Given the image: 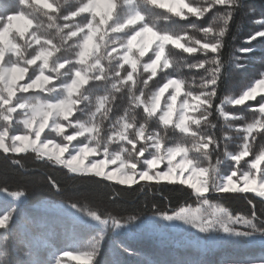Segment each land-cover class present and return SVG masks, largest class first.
Masks as SVG:
<instances>
[{
	"label": "snow or ice",
	"instance_id": "obj_1",
	"mask_svg": "<svg viewBox=\"0 0 264 264\" xmlns=\"http://www.w3.org/2000/svg\"><path fill=\"white\" fill-rule=\"evenodd\" d=\"M243 7L242 0H76L61 13L56 0H14L13 8L0 12V152L30 149L78 177L129 187L142 181L179 184L205 205L210 193H254L264 212V70L215 103L228 69L247 71L241 60L253 51L241 48L242 56L223 58L230 22ZM157 20L180 28L161 27ZM254 22L259 27L245 40L249 45L264 40V19ZM177 57L191 80L177 72ZM225 105L240 106L236 112L243 108L251 120L230 114ZM213 117L222 118L232 134L218 136ZM238 121L242 127L234 126ZM19 126L22 134H16ZM49 183L61 190L54 177ZM8 197L0 199L4 231L11 230L26 194ZM71 208L74 217H85L82 227L88 229L123 232L146 224L137 216L122 223L81 212L75 203ZM154 215L191 224L207 234L201 240L223 233L264 248V219L254 204L250 217L223 208L210 218L159 209ZM103 240L101 235L79 255H64L80 264H104ZM51 262L63 259L53 251ZM243 264H264V256Z\"/></svg>",
	"mask_w": 264,
	"mask_h": 264
},
{
	"label": "trees",
	"instance_id": "obj_2",
	"mask_svg": "<svg viewBox=\"0 0 264 264\" xmlns=\"http://www.w3.org/2000/svg\"><path fill=\"white\" fill-rule=\"evenodd\" d=\"M49 1L52 2V0ZM242 2L244 7L235 13L234 19L230 22V31L225 38L226 47L223 49V58L225 61H229L231 57L242 56L237 51L241 48H253V51L241 60L242 63L247 65V71L237 74L231 68L228 69L231 74L221 84L219 98L215 101L216 104H219L225 96L231 95L238 89L240 84L250 80L258 71L264 70V40L253 41L251 45L245 43L249 34L255 32L259 27L254 21L264 19V0H242ZM56 3L59 4L61 13H64L75 5L76 0H56ZM13 7L14 0H0V12ZM41 19L46 18L41 16ZM157 23L159 26L169 29L179 30L180 28L179 25L168 21L157 20ZM192 35L199 36L201 33L193 31ZM177 59V72L182 77L191 80L193 77L189 70L183 66L184 61L179 57ZM249 103L255 104V101ZM237 107L240 106L225 105L230 114L236 112ZM236 114L248 120L252 118V113L243 111V108ZM212 119L215 120V117ZM215 122L217 123L215 131L218 136L222 133L232 134L222 118L215 120ZM234 126L242 127V122L238 121ZM169 135L179 138L181 134L178 132L173 133L170 130ZM113 146L115 148H112ZM259 147L260 143L258 141L256 148ZM111 148L116 151L119 147L118 145H112ZM234 149L235 144L229 145V150ZM221 151H223V147ZM14 159L19 160L20 163H12ZM49 177H54L59 182L61 189L59 192L50 186ZM0 190L7 193L25 192V202L28 206L39 205L45 201L70 206L75 203L79 208L96 211L104 219H108L109 216L122 218V223L126 222L130 216H137L142 220L152 217L159 218L158 215H154L157 209L171 215L183 209L195 207L201 201L191 193L190 189L179 184L140 182V184L129 187L112 181L101 180L94 176L78 177L77 174L68 173L63 166L41 158L30 151L19 155L0 152ZM209 196L211 203L221 206L234 217H250L254 204L257 216L264 219V212H262L261 204L258 202L262 198L256 197L253 193L219 195L210 193ZM244 197L251 198L253 203H249V200ZM29 215L30 213H21L11 230H0V264H44L45 260L48 264H52L51 256L46 253L44 258L40 259L43 254L42 249L33 248L26 238L32 236L30 240L33 242L36 233L33 231L30 233V226L32 230L37 229L36 224L30 223ZM38 230L41 231L42 228L39 227ZM126 242L128 244L125 247L129 249V252L125 253L120 249L123 252V262L125 264H148L146 260V263H144L143 258L152 259L155 258L156 253H160L155 245L150 246L151 241L128 240ZM22 247L27 251L22 250ZM20 254H23L26 258L19 257ZM108 255L109 252L105 253L104 264H114L113 262H107ZM137 256H141L142 260L140 261ZM239 261L237 258L230 257L226 261L220 259L216 262L208 261L205 264H235ZM67 264L77 263L70 261Z\"/></svg>",
	"mask_w": 264,
	"mask_h": 264
},
{
	"label": "rangeland",
	"instance_id": "obj_3",
	"mask_svg": "<svg viewBox=\"0 0 264 264\" xmlns=\"http://www.w3.org/2000/svg\"><path fill=\"white\" fill-rule=\"evenodd\" d=\"M19 129L16 134H22V126H19ZM56 142H59V138H57ZM112 148H115V146ZM29 151L33 152L30 149L26 152ZM190 155L196 154L190 153ZM39 157L48 160L46 156ZM89 159H100V157H91ZM177 159L179 160V158ZM251 159V157L248 158L249 161ZM115 167V165H109V170ZM161 167L165 166L161 165ZM8 194L0 191V199L8 197ZM8 198L11 200L10 197ZM220 208L222 207L210 201L208 205L200 201L197 206L181 211L191 216L199 215L210 218ZM79 209L81 212H87L84 208ZM73 212H75V209L63 203L45 201L34 206H28L26 202L24 203L17 217L21 213H30V223L36 224L37 229H35L36 231L32 230L30 226V233L32 231L36 233L34 234L33 242L30 240L32 236L26 238L30 241L33 248L42 249L43 254L40 259H43L46 253L51 256V253L56 251L58 255H63L61 257L64 264L70 261L80 264L79 261L65 256L64 253L69 252L73 256L79 255L90 247L95 238H99L101 235L104 236L102 250L105 253L109 252L107 262H115V264H125L123 262V252L120 249H122L121 245L125 247L128 244L126 242L128 240L151 241L150 246L155 245L159 249L160 253H156L155 258H143L144 263H146V260L148 264H205V262H216V260L220 259L226 261L230 257L237 258L240 263H243L252 257L264 256V248H261L259 244L249 243L243 239L228 238L223 233L214 236L210 240H201L200 238L205 237L206 233H200L191 224H184L180 221L170 223L160 218L152 217L144 219L146 224L142 228L130 226L127 231L114 232L103 226H97L95 229L82 227L85 217H74L72 215ZM39 227L42 228L41 231L38 230ZM21 249L25 252L27 251L24 247ZM19 257L26 258L23 254H20ZM137 258L140 261L142 260L141 256H137ZM43 263L48 264L47 260Z\"/></svg>",
	"mask_w": 264,
	"mask_h": 264
}]
</instances>
